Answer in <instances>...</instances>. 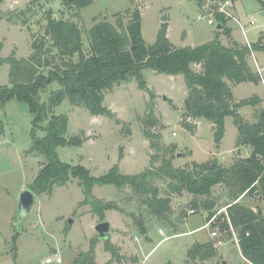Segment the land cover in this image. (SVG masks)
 <instances>
[{
	"label": "rangeland",
	"instance_id": "obj_1",
	"mask_svg": "<svg viewBox=\"0 0 264 264\" xmlns=\"http://www.w3.org/2000/svg\"><path fill=\"white\" fill-rule=\"evenodd\" d=\"M30 1L5 0L0 5L1 58H7L11 53L18 60L27 58L32 52L31 42L42 35L46 21L38 7L34 8L36 14L29 18L28 29L14 23L15 14L12 12L24 10ZM261 2L264 0H232L229 8L239 24L246 26L245 36L250 43L264 32ZM41 3L56 18L71 19L77 24L85 51L88 50V31L95 23L107 21L115 26L116 18H123L126 24L130 16L125 13L134 9L140 13L141 34L147 46L154 44L162 24H165L169 43L177 49L193 48L222 35L216 33V25H207L206 18L198 19L202 15L198 0H92L79 12L63 7L61 0H42ZM250 18L255 20L253 27L248 26ZM225 25L232 32L234 41L245 43L234 20H226ZM222 42L229 45L231 41L222 35ZM253 54L264 74V52L254 51ZM248 59L254 71L251 57ZM192 68L200 71L198 65ZM8 72L7 63L0 65V86L8 85ZM141 73L146 90H141L137 81L131 78L103 92V106L115 114L119 123L103 116H91L83 107L72 106L67 100L53 108L54 115L67 117L65 137H79L83 141L80 147H57L61 162L81 165L93 177L104 175L114 166L121 175L133 176L148 168H158L163 159L170 157L174 168L183 169L209 160H217L222 167L228 168L234 161L248 156L249 148L236 144L237 129L231 116L225 117V132L219 144L214 141L212 123L184 116L187 88L182 75L169 76L149 68H144ZM259 83L234 85L228 82L236 102L255 95L264 96ZM57 88L54 83L40 93L41 101L46 102L49 93ZM263 107L264 98L259 105L242 107L238 113L251 123L256 111ZM31 127V116L25 103L9 101L0 106V264H47L45 260L55 253L60 256L62 264H71L91 247L95 264H105L110 259L107 242L119 248L120 254L127 258L137 255V264H184L187 251L195 243L210 241L214 245L218 238L210 237L213 231L217 232L223 245L214 248V257L205 264H250L241 255L236 230L219 232L204 226L207 217L204 210L188 214L191 196L186 192L171 195V216L168 221H163L149 217L148 211L137 201H127L128 188L94 186L93 198L115 202L124 211L141 217L146 228L143 235L125 214L107 211L104 221L111 224L110 238L107 242L97 241L94 228L102 221L84 203L77 179L54 187L50 194H37L30 189L45 162L43 156L31 151ZM145 132L159 135L158 139H153L155 148L150 146ZM41 136L42 133L38 132V137ZM155 185L161 194L167 190V181L156 180ZM25 189L34 193L36 203L30 214L20 220L16 196ZM227 192L223 185L212 190L216 217L224 210L220 208L230 201ZM239 204L264 214V203L257 196H243ZM194 229L197 230L188 233Z\"/></svg>",
	"mask_w": 264,
	"mask_h": 264
},
{
	"label": "trees",
	"instance_id": "obj_2",
	"mask_svg": "<svg viewBox=\"0 0 264 264\" xmlns=\"http://www.w3.org/2000/svg\"><path fill=\"white\" fill-rule=\"evenodd\" d=\"M4 1L0 0V5ZM41 1L31 0L24 10L12 12L15 14L14 23L26 29L30 25L29 18L36 14L35 7L45 15L42 35L30 44L32 52L20 60L13 53L7 58L0 57V65H9V83L0 86V106L9 101L27 105L32 125L31 151L45 158L30 189L37 194H50L54 187L77 179L84 203L90 206L100 221L105 220L107 211H118L129 217L145 235L146 228L141 217L124 211L113 201L93 198V187L112 185L119 190L128 188L127 201H137L148 211V216L163 221H168L171 216V195L186 192L191 196L190 210L206 211L208 223L217 212L212 190L223 185L228 189L230 201L220 208L224 210L208 227L219 232L236 230L243 258L250 264H264V214L259 215L258 211L239 204L243 196H257L264 203V107L256 111L254 122H246L238 110L245 106L255 107L261 100L253 96L235 102L228 84L259 82L258 74L247 62L251 50L234 41L225 46L218 37L193 48L177 49L167 39L165 24L161 25L154 44L147 46L141 34L140 13L134 9L125 13L130 16L126 24L123 18H116L115 26L107 21L95 23L88 31V50L85 51L77 24L62 17L53 20V13L45 10ZM61 3L63 7L79 12L92 0H61ZM261 4L264 10V2ZM216 21L222 26L221 31L216 33L230 39V30L224 26L225 20L217 15ZM251 49L253 52H264V34L251 44ZM197 65L199 72L192 68ZM144 68L169 76L182 75L187 88L184 116L212 123L217 144L224 136L225 117L231 116L237 129L236 144L248 147L249 156L239 158L228 168L222 167L217 160H209L183 169L174 168L170 157L163 159L158 168H148L133 176L121 175L114 166L104 175L93 177L81 165L71 166L61 162L56 153L57 147H80L83 141L79 137H65L67 117L54 115L53 108L67 100L72 106L83 107L91 116H103L119 123L115 114L103 106V92L131 78L137 81L141 90H146L141 73ZM54 83L58 88L49 93L46 102H42L40 93ZM38 132L42 133L41 137H38ZM144 135L150 140V146L155 148L153 139H158L159 135L149 132ZM156 180L167 181V190L163 194L155 185ZM105 245L110 254L105 264H137L136 256L127 258L108 242ZM214 255L215 249L210 241L195 243L187 251L184 264H205ZM94 260V249L91 247L87 252L80 253L71 264H95Z\"/></svg>",
	"mask_w": 264,
	"mask_h": 264
},
{
	"label": "built area",
	"instance_id": "obj_3",
	"mask_svg": "<svg viewBox=\"0 0 264 264\" xmlns=\"http://www.w3.org/2000/svg\"><path fill=\"white\" fill-rule=\"evenodd\" d=\"M200 4H201L202 15H200L198 17V19L206 18L207 19L206 20L207 25H210V26L216 25L217 24L216 23L217 22L216 21L217 15H220L225 20V22L228 19H232L239 25V29L245 38L244 44H245V46H247L251 50L249 57H251V59L253 61V64L255 67L254 71L258 74L260 84L262 85V88L264 90V74H262V69L258 66L257 61L253 56L254 54H253V51L251 49V43L246 40V36H245L246 26H242L241 24H239L238 20L234 17V14H232L231 11L229 10V8L232 6V0H201ZM248 26H251V27L255 26V20L250 18L248 21ZM193 213H194L193 210L188 211V214H193ZM215 218H216V215L214 217H212V219L208 223H206L204 226L208 227L211 224V222H213L215 220ZM159 233L162 234L161 231H159ZM210 237L212 239L218 238V240H216L214 242V245H213L214 248H217V247L223 245V241L219 239L217 232H214V231L211 232ZM52 262H55L56 264H62V260L57 253L53 254V257H48L45 260V263H47V264H50Z\"/></svg>",
	"mask_w": 264,
	"mask_h": 264
},
{
	"label": "water",
	"instance_id": "obj_4",
	"mask_svg": "<svg viewBox=\"0 0 264 264\" xmlns=\"http://www.w3.org/2000/svg\"><path fill=\"white\" fill-rule=\"evenodd\" d=\"M262 15H264V11L262 12ZM56 16L53 15L52 19L55 20ZM165 21V19H163ZM221 24H218L216 26V30H221ZM177 157H179L177 155ZM17 200V216L20 220L26 218L30 212L32 211L35 203H36V196L29 190L25 189L19 192L16 196ZM260 215V213H259ZM69 224L72 222L69 221ZM96 232V240L99 242H107L109 241V234L111 232L110 224L109 222L103 221L99 222L95 228Z\"/></svg>",
	"mask_w": 264,
	"mask_h": 264
},
{
	"label": "crops",
	"instance_id": "obj_5",
	"mask_svg": "<svg viewBox=\"0 0 264 264\" xmlns=\"http://www.w3.org/2000/svg\"><path fill=\"white\" fill-rule=\"evenodd\" d=\"M264 11V10H263ZM262 11V12H263ZM217 23V22H216ZM219 23H217L216 24V26L218 25ZM225 26V28H227V29H229V27L228 26H226V25H224ZM222 28V27H221ZM216 31H221V30H216ZM220 34V33H219ZM262 34H264V32H261L259 35H258V37L260 38V36L262 35ZM226 37V36H225ZM257 37V39L255 40V41H253V42H251V44H253V43H255V42H257L258 40H259V38ZM214 38H216V37H214ZM218 39L222 42V35H219V37H218ZM213 39H211L210 41H212ZM230 41H234L233 40V38H232V32L230 31V39H229ZM210 41H208L207 43H209ZM234 42H236L237 44H239V45H245L244 43H238L237 41H234ZM206 44V43H205ZM222 44L223 45H225L223 42H222ZM225 46H229V45H225ZM250 58V57H249ZM247 62H248V64H249V66L252 68L253 66L250 64V61H249V59H247ZM253 69V68H252ZM252 84V83H251ZM260 84V83H259ZM237 85H239V84H237ZM230 88H231V91H232V86H230ZM233 94V93H232ZM255 96H257L260 100H262L263 98H264V96H259V95H255ZM233 98H234V96H233ZM234 101L236 102V100H235V98H234ZM222 141V140H221ZM249 154H250V151H249V149H248V156H249ZM247 156V157H248ZM242 158H244V157H242ZM110 224V223H109ZM110 228H111V224H110ZM112 229V228H111ZM197 229H199V228H197ZM197 229H194V230H192V231H188V233H190V232H193V231H195V230H197ZM110 234H111V232H110ZM110 234H109V238H110ZM119 249V248H118ZM119 253H120V250H119ZM121 255V254H120ZM136 255V254H135ZM123 256V255H122ZM136 257H138L137 255H136ZM146 258V257H145Z\"/></svg>",
	"mask_w": 264,
	"mask_h": 264
}]
</instances>
